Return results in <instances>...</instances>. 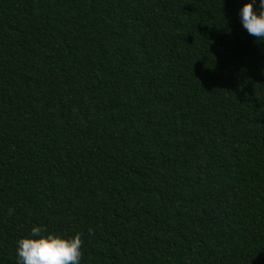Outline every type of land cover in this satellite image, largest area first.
Returning <instances> with one entry per match:
<instances>
[{
  "label": "trees",
  "instance_id": "trees-1",
  "mask_svg": "<svg viewBox=\"0 0 264 264\" xmlns=\"http://www.w3.org/2000/svg\"><path fill=\"white\" fill-rule=\"evenodd\" d=\"M246 2L0 0V264L34 225L80 264H264Z\"/></svg>",
  "mask_w": 264,
  "mask_h": 264
},
{
  "label": "clouds",
  "instance_id": "clouds-1",
  "mask_svg": "<svg viewBox=\"0 0 264 264\" xmlns=\"http://www.w3.org/2000/svg\"><path fill=\"white\" fill-rule=\"evenodd\" d=\"M242 27L258 41H264V0H247L239 9ZM82 238L52 234L34 225L30 234L16 242V264H80Z\"/></svg>",
  "mask_w": 264,
  "mask_h": 264
}]
</instances>
